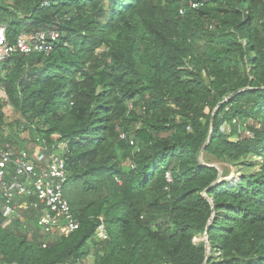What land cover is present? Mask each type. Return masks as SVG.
<instances>
[{
  "label": "trees",
  "instance_id": "obj_1",
  "mask_svg": "<svg viewBox=\"0 0 264 264\" xmlns=\"http://www.w3.org/2000/svg\"><path fill=\"white\" fill-rule=\"evenodd\" d=\"M0 23L12 43L60 34L4 62L0 88L64 157L80 223H0V264H264V0H0ZM7 149L32 151L0 135ZM203 149L240 175L221 181Z\"/></svg>",
  "mask_w": 264,
  "mask_h": 264
},
{
  "label": "built area",
  "instance_id": "obj_2",
  "mask_svg": "<svg viewBox=\"0 0 264 264\" xmlns=\"http://www.w3.org/2000/svg\"><path fill=\"white\" fill-rule=\"evenodd\" d=\"M192 7L196 8L198 4ZM59 39L57 31H40L21 34L12 43L7 36V26L0 23V66L14 55H49ZM231 130L232 125L228 123L220 128L225 135H230ZM246 135L250 136V132ZM41 143L35 151H0V223L2 227H8L16 219L24 221V212L38 210L37 227L43 234L59 238L77 231L80 223L65 198L66 161L55 148L49 150L46 141ZM97 233L102 235L100 238H105L103 227Z\"/></svg>",
  "mask_w": 264,
  "mask_h": 264
},
{
  "label": "rangeland",
  "instance_id": "obj_3",
  "mask_svg": "<svg viewBox=\"0 0 264 264\" xmlns=\"http://www.w3.org/2000/svg\"><path fill=\"white\" fill-rule=\"evenodd\" d=\"M0 100L4 104L3 112L5 115V126L0 131V135L3 136V138L5 139H11V140L14 139V137H18V139L25 142V145L27 148H32V151H35L40 145H36V146L34 145V138L32 134L30 133V130L29 131L26 130L28 126L21 119L19 114L16 113L14 108L7 102L8 101L7 96L2 88H0ZM17 146L15 145L14 147H17ZM60 147H62V145L59 146L58 148L59 150H60ZM200 161H201V164L210 163L211 166L216 167L219 170L221 176L228 174V176L222 177L221 181L226 180V181L232 182L240 175V173L238 172V168L232 167L227 164L215 162L214 160H212L210 157H208L205 154H202ZM125 168H128L127 165H125ZM24 221H26V223ZM24 221L23 222L25 223L24 225L26 228L25 232L28 233V236L30 237L31 235H37L38 232L36 231V227H35L36 225H34V223L31 220L29 224V221H27V218ZM98 235L99 237H102V235L100 234ZM205 240L206 238L204 237L202 238L198 237L197 239H195V243L198 244L200 242H204ZM43 241L47 245L54 244V242L48 243L45 240ZM85 264H94L93 257H89Z\"/></svg>",
  "mask_w": 264,
  "mask_h": 264
},
{
  "label": "water",
  "instance_id": "obj_4",
  "mask_svg": "<svg viewBox=\"0 0 264 264\" xmlns=\"http://www.w3.org/2000/svg\"><path fill=\"white\" fill-rule=\"evenodd\" d=\"M212 120H214V117L212 118ZM204 150H205V149L202 150V153H201V155H200V158L202 157V154L204 153ZM209 254H210V251H209Z\"/></svg>",
  "mask_w": 264,
  "mask_h": 264
},
{
  "label": "crops",
  "instance_id": "obj_5",
  "mask_svg": "<svg viewBox=\"0 0 264 264\" xmlns=\"http://www.w3.org/2000/svg\"><path fill=\"white\" fill-rule=\"evenodd\" d=\"M32 201H34V199H32Z\"/></svg>",
  "mask_w": 264,
  "mask_h": 264
}]
</instances>
